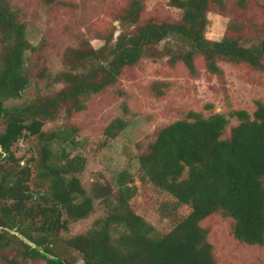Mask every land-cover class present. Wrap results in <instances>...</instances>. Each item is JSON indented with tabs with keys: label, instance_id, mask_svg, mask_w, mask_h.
<instances>
[{
	"label": "trees",
	"instance_id": "1",
	"mask_svg": "<svg viewBox=\"0 0 264 264\" xmlns=\"http://www.w3.org/2000/svg\"><path fill=\"white\" fill-rule=\"evenodd\" d=\"M249 0H167L179 11L174 21L151 17L140 21L143 0H129L103 45L89 39L52 42L42 30L35 44L27 38L30 23L11 0H0V264H216L213 247L201 222L213 215L230 220V233L240 244L264 246V102L255 110H228L162 125L137 155L134 174L120 172L110 183L93 182L89 189L80 175L88 162L82 148L71 157L65 145L74 130L44 131V127L88 101L115 88L125 69L145 59H166L196 76V61L223 80L220 61L264 72V38L246 45L233 33L219 40L206 37L209 11H223ZM50 9L61 0H37ZM264 9V4H263ZM34 81L44 88L24 106L6 107ZM150 90L163 97L154 82ZM64 114V115H65ZM65 115V116H66ZM229 134H223L230 121ZM125 127L113 120L98 137L96 151ZM34 139L36 157L20 166L12 148ZM94 149V148H93ZM99 149V150H97ZM33 187V188H32ZM164 198L155 202L160 219L171 224L158 232L138 212V188ZM95 217L83 233L68 235L69 225ZM185 211V212H184Z\"/></svg>",
	"mask_w": 264,
	"mask_h": 264
},
{
	"label": "rangeland",
	"instance_id": "2",
	"mask_svg": "<svg viewBox=\"0 0 264 264\" xmlns=\"http://www.w3.org/2000/svg\"><path fill=\"white\" fill-rule=\"evenodd\" d=\"M60 0V4L50 9L40 7L37 0H11L30 23L27 38L37 43L46 31L52 42L46 52L62 43L78 44L90 40L93 48L103 45V39L111 29L118 28L115 19L129 0ZM227 2V0H222ZM264 0H249L245 8L235 4L223 11H209L206 37L219 40L228 33L229 22H236L239 36L246 45L257 44L264 38ZM144 13L140 21L151 17L158 20L174 21L179 11L169 7L167 0H143ZM197 74L191 76L182 65L170 66L166 59L153 61L145 59L134 68L125 69L115 88L102 95L91 98L86 109L72 112L47 124L44 131L72 128L74 142L65 145L71 157L82 148L85 158L82 185L89 189L91 183H110L122 171L134 174L137 170V155L154 138L162 125L187 118L190 112L209 117L214 113L228 110H255V101L264 102V72L246 65L234 66L220 61L218 65L224 72L223 80L208 74L201 60L196 61ZM158 82L157 90L163 97L156 98L150 90ZM44 88L34 81L19 99L9 100L6 107L24 106L31 103ZM115 119H121L125 127L104 148L96 151L95 143L103 130ZM236 121L231 120L223 138L229 134ZM37 144L34 139H21L12 148L13 156L20 166H25L29 158L36 157ZM94 148V149H93ZM33 188V187H32ZM135 205L141 216L158 232L171 224L168 219H160L154 204L164 198L155 191L139 187ZM102 209L88 220L69 225L68 235L85 232L93 219L101 215ZM185 212V211H184ZM207 232V241L213 247L216 264H264V246H247L238 243L230 233V220L221 215H213L201 222ZM28 264H46L44 261H29ZM77 264H83L79 261Z\"/></svg>",
	"mask_w": 264,
	"mask_h": 264
}]
</instances>
